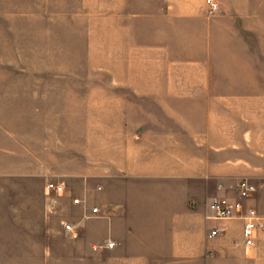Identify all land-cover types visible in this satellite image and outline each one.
<instances>
[{
  "label": "rangeland",
  "instance_id": "1",
  "mask_svg": "<svg viewBox=\"0 0 264 264\" xmlns=\"http://www.w3.org/2000/svg\"><path fill=\"white\" fill-rule=\"evenodd\" d=\"M215 1L0 0V264H106L103 242L65 228L78 178L99 193L117 164L126 176L251 166L264 0L228 17ZM218 180L203 179L206 204Z\"/></svg>",
  "mask_w": 264,
  "mask_h": 264
},
{
  "label": "crops",
  "instance_id": "2",
  "mask_svg": "<svg viewBox=\"0 0 264 264\" xmlns=\"http://www.w3.org/2000/svg\"><path fill=\"white\" fill-rule=\"evenodd\" d=\"M220 2L227 17L235 10H249L252 6L251 0ZM108 9L115 7L108 5ZM256 81L264 82V77H257ZM35 90L42 89L36 86ZM251 96L264 97V88ZM43 128L38 122L34 129ZM257 145L251 149L249 168L228 165L226 159L212 167L208 159L202 170H157L126 176L117 173L127 170L126 165L117 164L111 167V173L102 176H105L104 188L99 193L93 192L89 184L83 189L85 182L78 178L73 182L75 190L86 202L72 203L74 225L82 240L116 242L114 248L100 249L105 251L106 264H264V233H257L253 246L245 245L244 219L210 217L208 202L211 197L207 204L204 201L210 190L204 187L203 179H219L225 186L224 192L233 197L236 192L227 188L235 187L241 176L250 175L255 183L264 181H259L264 179V142ZM48 152L61 155L64 150ZM101 173L96 172V175L101 177ZM69 189L65 185V195L71 194ZM63 204L60 202V206ZM94 205L99 206L100 214L91 215ZM246 205L264 213V192H257ZM50 207L56 210L54 202ZM214 229L221 230L209 236Z\"/></svg>",
  "mask_w": 264,
  "mask_h": 264
},
{
  "label": "built area",
  "instance_id": "3",
  "mask_svg": "<svg viewBox=\"0 0 264 264\" xmlns=\"http://www.w3.org/2000/svg\"><path fill=\"white\" fill-rule=\"evenodd\" d=\"M213 9L218 7L215 0H211ZM101 188V186H99ZM236 195L234 197L226 194L224 185L219 186V192L212 195L208 202L210 217L231 219L235 217H242L244 219L243 236L244 242L247 246H253L256 242V235L258 230L264 227V213L261 214L254 206H247L246 201L251 199L258 188L264 189V181L260 184L255 183L249 179H240L235 185ZM49 191L62 193L65 190V185L59 181L51 180L47 183ZM74 204L85 203L86 200L82 197H74ZM99 206L91 208V215L100 214ZM66 230L70 233L71 237L79 238L80 234L78 229L73 223L65 224ZM221 229H214L210 232L209 236L216 235ZM116 242L113 240H106L101 244H96L95 249L101 248H114Z\"/></svg>",
  "mask_w": 264,
  "mask_h": 264
}]
</instances>
